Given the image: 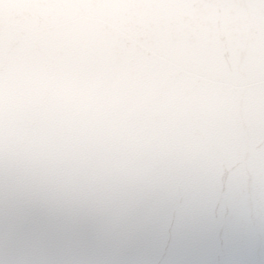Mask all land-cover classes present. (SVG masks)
Instances as JSON below:
<instances>
[{
    "label": "snow or ice",
    "instance_id": "6c2138e0",
    "mask_svg": "<svg viewBox=\"0 0 264 264\" xmlns=\"http://www.w3.org/2000/svg\"><path fill=\"white\" fill-rule=\"evenodd\" d=\"M0 264H264V0H0Z\"/></svg>",
    "mask_w": 264,
    "mask_h": 264
},
{
    "label": "water",
    "instance_id": "95a60500",
    "mask_svg": "<svg viewBox=\"0 0 264 264\" xmlns=\"http://www.w3.org/2000/svg\"><path fill=\"white\" fill-rule=\"evenodd\" d=\"M226 139L223 127L193 121L159 158V163L181 190L199 192L210 175H215L217 182L226 189L230 170L220 167L227 148Z\"/></svg>",
    "mask_w": 264,
    "mask_h": 264
}]
</instances>
